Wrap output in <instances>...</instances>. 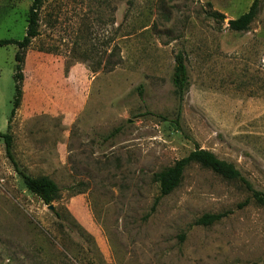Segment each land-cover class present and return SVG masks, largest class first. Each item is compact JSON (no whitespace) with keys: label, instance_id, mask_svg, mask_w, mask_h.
<instances>
[{"label":"rangeland","instance_id":"obj_1","mask_svg":"<svg viewBox=\"0 0 264 264\" xmlns=\"http://www.w3.org/2000/svg\"><path fill=\"white\" fill-rule=\"evenodd\" d=\"M253 1H43L9 134L19 169L59 198L49 210L24 189L0 138V264H264V209L236 181L190 166L153 209L152 175L197 146L264 193V0L246 31L228 28ZM31 3L0 0V40L22 41ZM17 51L0 47V133Z\"/></svg>","mask_w":264,"mask_h":264},{"label":"trees","instance_id":"obj_2","mask_svg":"<svg viewBox=\"0 0 264 264\" xmlns=\"http://www.w3.org/2000/svg\"><path fill=\"white\" fill-rule=\"evenodd\" d=\"M31 6L28 12L27 28L25 36L22 41L16 42L13 40H0V47L15 45L18 51L15 55V72L13 75L14 82V95L12 100V108L7 121V131L0 133L5 146V154L7 159L13 166L21 184L24 189L32 196L36 197L45 206L58 200L59 189L57 185L48 177L39 176L32 177L20 170L12 155V139L9 134L10 122L14 117L15 112L20 104L21 99V86L20 83L23 79L21 73L22 52L27 49L31 41L38 36V18L37 11L41 7L44 0H31ZM258 13V0H254L248 11L235 20L228 22V28L232 32L240 33L248 29L250 24L254 21ZM213 18L223 19L222 15L217 13L212 14ZM171 83L174 88V94L182 103L184 96L188 90V73L185 65L184 57L178 53L174 58V67L171 76ZM181 108L179 106L177 111L178 118L180 117ZM196 165L202 169L208 170L216 176L226 181H236L240 183L246 192L249 194L250 199L259 207L264 209V193L256 191L252 185L244 179L240 172L234 167L233 164L217 158L212 152L195 147L187 156L176 161L172 166H169L152 175V181L158 186V197L155 199L153 209L158 202L170 195L181 183L185 171L190 167ZM230 213H215L204 214L194 221L191 225L198 227H210L223 218L227 217Z\"/></svg>","mask_w":264,"mask_h":264},{"label":"water","instance_id":"obj_3","mask_svg":"<svg viewBox=\"0 0 264 264\" xmlns=\"http://www.w3.org/2000/svg\"><path fill=\"white\" fill-rule=\"evenodd\" d=\"M48 209H49V210H53V207H52V206H49Z\"/></svg>","mask_w":264,"mask_h":264}]
</instances>
